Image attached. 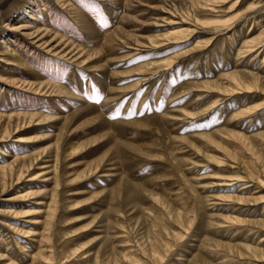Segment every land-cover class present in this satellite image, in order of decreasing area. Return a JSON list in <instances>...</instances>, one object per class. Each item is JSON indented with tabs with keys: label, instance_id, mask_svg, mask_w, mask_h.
<instances>
[{
	"label": "rangeland",
	"instance_id": "374dc122",
	"mask_svg": "<svg viewBox=\"0 0 264 264\" xmlns=\"http://www.w3.org/2000/svg\"><path fill=\"white\" fill-rule=\"evenodd\" d=\"M212 1L0 0V116L37 115L0 137V264H264V0Z\"/></svg>",
	"mask_w": 264,
	"mask_h": 264
},
{
	"label": "bare ground",
	"instance_id": "6f19581e",
	"mask_svg": "<svg viewBox=\"0 0 264 264\" xmlns=\"http://www.w3.org/2000/svg\"><path fill=\"white\" fill-rule=\"evenodd\" d=\"M128 1H130V0H128ZM211 1V0H210ZM215 0H213L212 2H214ZM205 2V3H204ZM215 2H218V1H215ZM195 3L196 4H201V3H204L205 4V6H208L210 3H209V0H195ZM212 5V4H211ZM254 6H256L255 4H254ZM253 6V7H254ZM211 9V8H210ZM213 9V8H212ZM251 9V8H250ZM202 22H204V25L205 26H208V27H210V26H213V28H215L214 27V25H219L220 23H222L223 24V22H220V20H214V19H211V20H207V21H202ZM224 24H225V22H224ZM220 26V25H219ZM225 26H226V24H225ZM31 27L32 26H21V27H19V28H17V29H31ZM221 27H223L224 28V26L222 25ZM220 27V28H221ZM219 28V27H218ZM218 28H216V29H218ZM193 31L192 30H190V29H185V28H182V29H176V30H170L169 32H167L166 33V35L164 34L163 35V37L162 38H165V39H167V41L168 42H174V43H179V41H181V40H183V39H186L191 33H192ZM124 33V32H123ZM46 33H42V30L41 29H37V28H33V31H32V33H29V37H32V38H34V39H36V38H38V37H42L43 38V36L45 35ZM119 34V33H118ZM117 34V38H118V40H119V35ZM120 34H121V32H120ZM125 34V33H124ZM128 34V33H127ZM262 35H264V31H263V34ZM261 35V36H262ZM126 36V35H125ZM129 37V36H128ZM42 38H40L39 40H37L36 41V43H38L39 45H41V46H44V47H47V48H49V50L50 49H55V50H57V52L58 53H62V55H71L72 57H76L77 58V61H78V59H80V58H82V56H84V54H90V56H92L93 54H99V52L101 51L102 52V50L101 49H92V50H87V49H83V48H77V47H73V48H68L69 47V42L67 41V40H64V39H62V37L60 38L59 37V35H55V39L56 38H60V42H59V45H57V46H53V47H51L52 46V44L54 43L53 42V40L52 41H50V43L49 44H46V43H48V42H44V43H42V44H40V42L42 41L41 39ZM115 37H114V35H110V41H112L113 39H114ZM116 38V39H117ZM262 39H264V38H262ZM121 40V39H120ZM260 40V39H259ZM255 41V40H254ZM254 41H249V43L250 42H254ZM257 41H258V39H257ZM256 41V42H257ZM122 42V41H121ZM125 42V41H124ZM150 42L152 43V44H157V39L156 38H151L150 39ZM259 42V41H258ZM264 42V41H263ZM35 43V44H36ZM123 43V42H122ZM255 43V42H254ZM124 44V43H123ZM126 44V43H125ZM128 44V43H127ZM262 44V43H261ZM61 45H64V48H61L60 50H59V46H61ZM154 45V46H155ZM249 45V44H248ZM142 46V45H141ZM245 46V45H244ZM250 46V45H249ZM256 46V45H255ZM68 48V49H67ZM247 49V48H246ZM249 49V48H248ZM255 49V48H254ZM253 49V50H254ZM85 50V51H84ZM244 52H245V50L244 49H242ZM252 50V49H251ZM250 49L248 50V51H251ZM252 50V51H253ZM65 51V52H64ZM81 51V52H80ZM88 52V53H87ZM82 53V54H81ZM61 55V54H60ZM74 59V58H73ZM90 59V58H89ZM172 62V60H168V61H165V62H162V63H158V64H155V65H162V64H167V65H169L170 63ZM156 67V66H155ZM154 68V67H153ZM149 69V68H148ZM156 69V68H155ZM146 71V70H145ZM228 78V77H227ZM242 78H244V77H240V74L239 75H235V76H233L232 75V77H229L228 79L229 80H231L233 83H234V85L235 86H233L234 88H229V89H234L233 91H235V89L236 88H241V91H242V89L243 88H245V89H250L251 90V88H255L256 89V87H258V84L257 83H259L258 81L260 80L259 78H256V77H252V82H245L246 80H245V78H244V80L245 81H243L242 80ZM251 81V80H250ZM230 82V81H229ZM228 82V83H229ZM232 83V84H233ZM49 84V83H48ZM47 84V85H48ZM261 84V83H260ZM29 85V87H36V85H34V84H28ZM41 86H43V85H39V86H37L38 87V89H40L41 88ZM49 88L48 89H53L54 91H59L60 93L61 92H63L64 90H63V88H61V87H59V86H56V85H54V86H52L51 84H49ZM228 86H230V85H228ZM36 87V88H37ZM230 87H232V86H230ZM30 88V89H31ZM227 88V89H228ZM237 89V90H238ZM261 89V88H260ZM31 90H33V89H31ZM37 90V89H36ZM258 90V89H257ZM262 90V89H261ZM225 91H226V89H225ZM246 91V90H245ZM254 90H252V92H253ZM263 91H264V88H263ZM38 92V91H37ZM229 92V91H228ZM237 92V91H236ZM248 92V91H247ZM41 93V92H40ZM230 93V92H229ZM233 93V92H232ZM238 93V92H237ZM258 106V105H257ZM37 117V115H27V114H20V115H10L9 117H4V116H0V129L1 128H3L4 130L2 131V133H3V136H0V137H2V138H4V137H7V136H9L10 134H12V131H11V129H12V127L13 126H16V127H20V126H22V123H23V125L26 123V121L28 120V119H31V120H33L34 118H36ZM43 121V120H42ZM17 128V130H19ZM18 132V131H17ZM16 132V133H17ZM236 136H238V135H236ZM236 136H234L233 135V137H236ZM239 137V136H238ZM241 137V136H240ZM1 138V139H2ZM7 139V138H6ZM30 158V157H29ZM31 159V158H30ZM215 159H217V158H215ZM219 160H221V158L219 159ZM216 161H218V159L216 160ZM32 162V161H31ZM223 163H224V161H223ZM220 164V163H219ZM31 165V164H30ZM27 165L25 164L24 165V169L23 170H21V172H20V174H19V177H21L22 176V174H23V172H27ZM249 167L251 168V165L249 164ZM7 168V166H2V167H0V170H3V169H6ZM8 168H10V169H13V166L12 165H9L8 166ZM253 170V169H252ZM5 172V171H4ZM253 172V171H252ZM254 172H255V170H254ZM252 174H255V173H252ZM258 174V173H257ZM257 174H255V175H257ZM259 175V174H258ZM24 176V175H23ZM23 178V177H22ZM21 178V179H22ZM238 178H240V177H238ZM259 180H260V178H259ZM20 181V180H19ZM179 199L182 201V199H183V201H185V198L184 197H182V196H179ZM29 215H30V213H29ZM178 237V236H177ZM166 248V247H165ZM155 254V253H154ZM134 256H136V255H134ZM155 258H156V256L155 255H153ZM159 256V255H158ZM161 256H162V254H161ZM134 258H138V257H134ZM158 259V258H157ZM138 260H141L140 258L138 259ZM135 261V259H134V263L136 264V262H137V264H139V263H143V262H140V261ZM143 264H146V263H143Z\"/></svg>",
	"mask_w": 264,
	"mask_h": 264
}]
</instances>
